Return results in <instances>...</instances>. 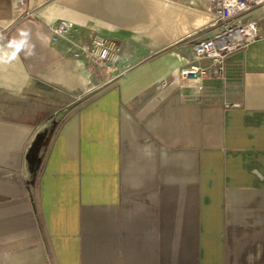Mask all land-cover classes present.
Instances as JSON below:
<instances>
[{"label":"crops","instance_id":"1","mask_svg":"<svg viewBox=\"0 0 264 264\" xmlns=\"http://www.w3.org/2000/svg\"><path fill=\"white\" fill-rule=\"evenodd\" d=\"M245 17L260 37L194 80L208 0H0V264H264V4ZM94 33L125 46L111 73L74 55Z\"/></svg>","mask_w":264,"mask_h":264},{"label":"built area","instance_id":"2","mask_svg":"<svg viewBox=\"0 0 264 264\" xmlns=\"http://www.w3.org/2000/svg\"><path fill=\"white\" fill-rule=\"evenodd\" d=\"M23 3V0H20ZM264 0H208L210 10L215 16L214 32L210 37L198 40L193 44L197 60L207 59V65L191 64L182 68V79L203 80L208 77L223 78L226 71V59L237 50L245 49L259 37L258 22L245 15ZM73 28L69 20H60L51 27V37L56 40L65 37ZM125 46L122 42L94 33L90 42L81 44L76 57L86 54L106 72L116 70Z\"/></svg>","mask_w":264,"mask_h":264},{"label":"trees","instance_id":"3","mask_svg":"<svg viewBox=\"0 0 264 264\" xmlns=\"http://www.w3.org/2000/svg\"><path fill=\"white\" fill-rule=\"evenodd\" d=\"M46 143V140H44V136H38L35 143L32 145L28 157L32 163V166L35 170H37L38 166L41 163L42 157L40 155V151L44 144Z\"/></svg>","mask_w":264,"mask_h":264}]
</instances>
